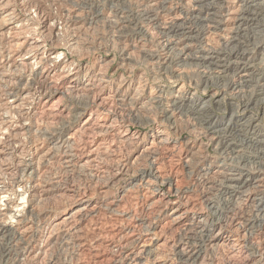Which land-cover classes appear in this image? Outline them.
Returning a JSON list of instances; mask_svg holds the SVG:
<instances>
[{
  "label": "bare ground",
  "instance_id": "1",
  "mask_svg": "<svg viewBox=\"0 0 264 264\" xmlns=\"http://www.w3.org/2000/svg\"><path fill=\"white\" fill-rule=\"evenodd\" d=\"M15 1L22 6L23 17L16 14ZM67 1L0 0V205H3L0 207V249L3 263L41 264L40 260L49 254L61 232L65 236L60 238L61 246L75 247L79 254L87 252L94 259L88 258L92 264L109 260L112 264H216L211 260L197 261L202 257L197 253V244L209 251L225 247L230 256L240 254L246 262L257 256L258 259L247 264H264V248L257 254L253 246L241 243L255 239L259 233L255 231L264 228V127L260 118L231 113L223 121L224 117L218 118L210 110V97L215 95L197 97L180 84L163 96L161 88L147 87L140 72L134 87L126 79H120L112 89V77L104 70H92L88 64L81 66L78 61L81 59L68 58L57 42L68 30L71 35L65 42L73 44L70 40L74 39V32L84 25L79 15H70L69 11L61 18L42 17V27L54 41L45 34H36V26L31 31L24 22L33 23L39 12L49 13L50 6ZM127 2L109 0L110 12L106 15L111 28H115L114 36L141 34L150 43L155 41L159 49L158 52L142 49L145 40L131 47L125 43L120 51L123 56L120 61L125 65L133 60L130 55L138 48L139 52H146L151 65L157 63L163 74L176 79L184 69L194 68L207 75L203 82L211 80V74L218 81L227 80L226 84L242 98L244 107L264 99V0H175L176 4L172 0H143L135 8L125 6ZM103 15L97 10L91 20H99ZM87 94L93 95L92 100ZM66 96L85 97L84 107L73 113L66 111L61 107ZM153 108L159 109L156 119L148 114ZM85 112L89 113L84 117ZM123 116L142 126L149 122L155 126L148 132L132 130L125 125ZM179 116L188 119L196 132L210 138L219 157L207 164L192 163L203 153L201 144L186 141L181 147L167 131L177 132ZM54 122L60 124L58 129L49 127ZM147 133L152 137L145 142ZM43 137L52 140L41 142ZM25 139L29 140L30 150L28 158L20 160L12 152L21 149ZM120 147L126 148V163L120 165L121 158L111 157L116 163L113 173H109L105 155H118ZM167 153L178 157L168 170L162 164ZM101 158L106 164H102ZM142 158L148 165H137L136 173L131 172L132 182H127L117 194L110 193L108 185L118 184L120 176L117 175H121L124 166H133ZM10 164L16 166L14 171ZM55 165L70 173L72 179L81 176L86 184L83 188L75 186L77 183L73 182L80 179L75 178L65 188L56 178ZM181 171L195 175L198 185L206 188L204 198L212 213L210 218L198 207L190 186H180ZM100 179L104 181L101 183ZM130 187L140 190L142 202L155 212L154 218L152 213H146L144 224L132 223V216L118 209L123 203L122 192ZM25 194L32 196L31 208L12 214L18 205L16 199H25ZM33 205H40L38 213L44 224L36 233L32 217L37 213ZM251 210L256 213L240 222L238 212L247 214ZM108 212L112 214L107 216L110 220L103 221ZM97 213L100 218L94 219L98 227L89 228L81 222L87 217L94 221L92 215ZM8 219L15 224L10 225ZM36 220L39 221L37 217ZM175 232L181 234L177 241L173 240L178 238L173 236ZM261 241L264 243V239Z\"/></svg>",
  "mask_w": 264,
  "mask_h": 264
},
{
  "label": "rangeland",
  "instance_id": "2",
  "mask_svg": "<svg viewBox=\"0 0 264 264\" xmlns=\"http://www.w3.org/2000/svg\"><path fill=\"white\" fill-rule=\"evenodd\" d=\"M142 3H143V0H129V2H127L125 4V6H132L133 8H135L137 4H142ZM172 3L173 4H176L175 3V0H172ZM13 4L16 6V14L18 16L23 17V9H22V6L19 5L17 1H15V3H13ZM108 5H109V0H71L70 2L67 1V2H63V3H60V4H56V5L50 6L49 7L50 8L49 9V13H43L42 11L39 12L37 18L34 21H32L33 23H30V21H24V22L27 24V26H30L31 27V31H34L33 30L34 29V26H36L37 27V28L35 27V33L36 34H41L42 36L45 34L44 36L47 39L48 38H51V40L54 41V38L53 37H50V36H47L48 35L47 32H45V29H43V27H42L43 26V23L41 21L42 20V17H44V16H46V17L47 16H51L52 18H61L64 15L66 16L68 14V12L70 11V15H74V14L79 15L78 17H80V19H81L80 21L81 22L83 21L85 26L83 25V27L80 30H78L77 32L76 31L74 32V34H73L74 39L73 40H70V42L74 41L73 44H71L73 47L71 45L66 44V42H65L66 40L69 39L68 37H70V35H71L70 31L66 30L65 31L66 33L63 32V35H61L60 38L57 40V42L59 41L58 44H59L60 48L63 49L62 51L66 53V55H67L68 58H70V56H72L73 58L71 57L70 59H73V60L75 59L76 61L78 59H81V60H78L80 62L82 61L81 63L79 62V64L81 66L88 64L87 67L90 66L89 68L92 69V70L97 71L98 68L99 69L101 68L102 70H104L105 71L104 73L107 76L109 75L110 78L112 77L111 78V80H113V82H112V89L115 88V86L117 85L118 80H120V79H122V80L126 79L124 81H126L127 83L129 82V83L133 84V87H134L137 84L136 83L137 82L136 80H137V76L139 75V72H140V74H144L142 78L146 82L147 87L148 88H154V87L155 88H158V87L161 88L163 90V96L167 95V93L169 92L170 88H172L173 86L182 84L185 89H188L189 91L195 93V95L197 97H201V98L202 97L203 98L205 97V98H208L209 96H214L215 95L212 98L210 97V99H211L210 110L212 112H214L218 116V118H223L224 117L225 119H223V121H227V119H228V117L230 116L231 113H233L234 115L236 114L238 116H243V117H246V116H253L254 117L255 116V117L260 118L261 125H263V127H264V99L258 101L255 105L248 106V107H244L243 104H242V100H241L242 98L240 97V95L238 93H236V91L232 90L231 86H228L226 84L227 83V80H226V82H224V81H218V80H216L213 77L214 76L213 74H211V75L209 74L210 76H212V79L211 80L209 79L207 82H203L204 78L207 75L206 76L203 75L202 72L200 73L201 70L200 71L198 69L195 70L194 68H192V69L190 68L192 71H190L189 68L184 69V71H183L184 73H182L181 77L178 78V79H176V77H174L172 75H166L165 73L163 74V72L161 71V69H160V67H159V65L157 63H154V65H151L149 63L148 56L145 54L146 52L144 50L143 51L141 50V52H139V49L138 48L135 49L132 52V54L130 55V56H133V60L130 62L131 64L128 63V65H127V63H126V65H125L122 61H120L121 60V57H123V56H121V52L120 51L125 47V45H124L125 43H127L126 44V47L127 46L128 47H131L132 45L143 44L146 41V43L142 45L143 46L142 49H145V50L150 49V50H153L155 52H158V49L159 48L157 47L155 41H152L151 40V43H150V39L148 37L141 36V34L138 35V34H133V33L130 34V33H128L125 36L126 39H124L125 37H122V38H118L117 37L116 38V36H114L115 28H111L110 22H108L110 20H107V15L106 14L108 12H110L109 11V8H108ZM97 10H101L103 12V14H105V15H103V17L101 19H99V20H97V19L91 20L92 19L91 18L92 15ZM18 19H20V17ZM88 21H90V22H88ZM85 22H86V24H85ZM28 24H30V25H28ZM134 32H139V31L138 30H135ZM119 39H120V41H119ZM77 40H78L79 43L76 42ZM140 40L142 41V43H141ZM143 40H145V41L143 42ZM119 43H120L121 46L119 45ZM64 46L68 50L66 48H64ZM68 46H71V47H68ZM118 46H120V47H118ZM130 51H132V49ZM69 52H70V54H69ZM79 56H80V58H79ZM110 59H112V60H110ZM103 64H105V65H103ZM121 64H123V65L121 66ZM96 66H97V68H96ZM106 66L109 67L110 69L109 68L107 69ZM127 67H129V68H127ZM123 68H125V69L127 68V69L125 70ZM128 69L130 70V72H129ZM136 70H138V71H136ZM131 71H133V72L131 73ZM134 71H136V72H134ZM185 71H188V72H185ZM183 75H186V76H183ZM224 84H225V86H224ZM209 94H211V95H209ZM237 94H238V96H237ZM87 95H89V98L88 99L92 100L91 97H93V95H91V94H87ZM216 95H217V97H216ZM215 100L216 101L218 100V103L217 102L215 103L214 102ZM83 102L84 103L86 102L85 101V97H78V99H76L75 97L72 98V96L71 97L70 96H66V97L63 98V100L61 102V107L63 109H66V111L69 110V111H71V113H73L74 110L77 109L76 111H78V110H81V107H84V103ZM35 103H37V100H35L34 104ZM78 103L79 104L81 103V104L78 105ZM109 106H112V105L109 104ZM111 108H113V107H111ZM158 112H159V109L158 108L157 109L153 108L151 110V112H149L148 114L151 117L155 116L154 118L156 119L157 118L156 116H158ZM88 113L89 112H85L84 114H82V116L85 117V116L88 115ZM30 115H31V113H30ZM130 120L133 121L132 119H130L128 117H126L124 119L125 125L128 124L129 127L132 130H135L136 129V130H139V131H142V132H146V131L148 132L152 127L155 126V124H151L150 122H149V124H146V125L142 126L143 124L137 123L135 121L131 122ZM137 125H139V126H137ZM177 126L178 127L175 130L177 132H174V131H171V130H167V131L170 132V136L177 141V143L179 144V146L183 147L184 146L183 144L186 141H189V142H193L194 141V142H197V143H200L201 144V147H202V150H203L202 152L203 153H202L201 157L194 159L192 161V163H195V162H204V164H207L209 161H212L213 159L219 157V152L215 148V146L212 143V141L210 140V138L208 136H206L205 134H203L201 132H198V131L197 132L199 134H197V132L195 131L196 129L193 128L192 125H190V121H188V119L185 120V118L183 116H179V120L177 122ZM49 127L51 129H55V128L58 129V127H60V124L58 122H54V124H52V125L50 124ZM191 128H193V129H191ZM194 133H196V134H194ZM56 136L57 135L55 134L54 137H53V139ZM145 137L146 138L144 140H145V142H147V141H149L151 139L152 136L148 135V133H147L145 135ZM49 140H52V139H48V137H43V138L40 139L41 142H48ZM23 142H24V144L22 145L21 149L12 152V155H14L15 157H17L20 160L26 159L25 157L28 158V153H29L28 150H30V146L28 145L29 140L28 139H25V140L22 141V143ZM20 150L21 151L23 150L22 151L23 154L21 153ZM125 151H126V148L120 147L119 148V154L118 155L114 154V155L110 156V155L107 154V155H105V158L103 156V158L106 161L108 159V161H107L108 163L107 164H106V161L103 158H101L102 164L103 163L106 164L108 166V169H110V171H107V172L113 173V170L115 169V163H116L115 160H114L115 162L113 161V159L115 157H116L115 159L121 158L120 163H119L120 165H123L124 163H126V157H127V154L126 153H127V151L126 152ZM24 152H26V153H24ZM176 155L168 154V153L165 154V155H163V157H164L163 158V161H162L163 167L167 169V168H170L169 166L174 165V163L178 159V157ZM113 156H114V158L112 159L111 157H113ZM165 156H167V158ZM170 157L172 158V160H171ZM109 158H111V159H109ZM173 158H175L176 160H174ZM141 160L139 161V163L137 162V164H135L133 166L130 165L133 169L129 166V164H127L126 166H124L125 168L122 169L124 172L121 170L120 171L121 175L120 174L117 175L118 177L120 176L119 177L120 181L118 182V184L117 185H114L112 187H110V185H108V188H111L110 190L108 189L110 191V193L117 194L121 190L122 187H124V186L127 185V182H129L132 179L131 176L133 175V173L134 172L136 173V170L139 168V167H136L137 165H139L140 163L141 164L139 166H141V167H143L145 165H148V163H147V161H146L145 158H142ZM166 160H167V162H166ZM143 161H146V163L143 162ZM111 162H112V164H110ZM10 169L12 171H14L16 169V166L13 165V164H10ZM53 169H54V171L56 170L55 171L56 172V175L58 174L57 177H56L57 180L60 179L59 181L61 183L63 182L62 183V186H65V188H68L67 187L68 186V183H72V181H74L76 179H79L81 177V176L74 177V179H72L70 177V175H69L70 173H67V172L63 171L62 169H60V167L57 168V165H55V167ZM132 170H133V173H131ZM68 176L70 178H68ZM180 176L182 178V180H181V178L179 180V182L182 181V184H180V186L182 188L189 187L190 186L189 187L190 190L195 195V196H193V195L192 196L195 197L196 201H198L197 202L198 207H201V209L204 212L205 216H207L208 218H210L212 216V213L209 210V208H207L206 201H205V198H204V193L206 192V188H204L203 186L198 185V183L194 179L195 178V175L191 174L190 172L181 171ZM66 179H67V182H66ZM104 180H105V178H104ZM104 180L103 179H100V182L102 183ZM75 182L77 183L75 186L80 187V188H83L84 184H86L85 183L86 181L84 182L81 178L79 180L74 181L73 184H75ZM131 182H132V180H131ZM191 191H190V193H191ZM122 193H124V195H123V203H124V205L126 207H124L122 205L123 204L122 203L121 204L122 208L120 206L118 209H120V210L122 209L123 210V211L121 210L122 212H126L127 215L132 216V218H130L132 223H136V224H140V225L141 224H144L143 223L144 222V219L143 218H146L148 213H152L153 214V218L155 217V214H154L155 212L153 213V209L151 208V210H150V207H147V205H145L142 202V199H140L141 198V192H140V190L130 187L127 191L122 192ZM95 196H97V193L94 195V197ZM136 197H138V198H136ZM24 198L25 199H16V202H17L18 205L16 206V208L15 207L13 208L12 214L13 213L18 214V212L21 211L22 209H25V210L27 209L26 211H28L31 208V205H32V196H31V194H25L24 195ZM45 202L47 203V201H45ZM46 203H44V204H46ZM0 207H3V205H0ZM32 207L35 208V209L33 208L34 213L39 214L38 213L39 212V209L38 208H40V205H37V206H34L33 205ZM148 210H150V211H148ZM242 212H243V210H242ZM242 212L240 211L237 214V217L240 220V222H245V220L247 219V217H249V215H252V214L256 213L254 210L249 211L247 214L246 213L241 214ZM239 213H240V215H239ZM37 214H36L35 218H34V216L32 217L33 219H35L34 221H32L34 223V226H35V227L33 226V232H35V233L38 232V231H40V230H42L43 229V225H44L43 224V221L41 219L40 214L39 215H37ZM108 214H109V212L108 213H105L104 220L103 221L110 220V219H108L109 217H107V216H109L111 214V212H110L109 215ZM28 215L29 214L27 213L26 214V217L27 218H28ZM36 217L39 219V221L36 220ZM96 217L100 218V216L98 215V213H97V215L96 214H93L92 215V219L94 221L91 222L90 221L91 218L90 217H87V218L84 219V221L82 219L81 222H83V224L87 223L89 228H95V227H98L97 222L95 223V219H98ZM153 218H152V220H153ZM7 222H10V225L11 224L12 225L15 224L13 222V220H10L9 221V219H8ZM255 232H257V233L259 232L258 233L259 236L257 235V237L255 239L254 238L253 239H250L248 242L241 241V243H243L244 245H247V246H253L254 249L257 250V254H259L261 251H263L262 249L264 248V246H263L264 243H262V241H261V239H264V228L260 229L259 231L256 230ZM175 233L173 234V236L174 237H178V238H176V239L174 238L173 240L177 241V239H179L181 237V234L178 233V232H175ZM62 236H64V235L61 232L56 236L57 237L56 238L57 239V242L55 241V243L53 244L54 246H52L49 249V250H51V251H48L49 254H45L44 255L45 257L42 258L44 260H40V263L41 264H69V263L70 264H78V263L79 264H89V262H90V264H92L91 263V260H89L88 258H90V259L92 258V261H94V259H93V257H90L89 255L87 256V252L86 253L84 252V254L83 253H80L79 254L76 251L75 247H73L74 249H72L69 246H68V248H65V245H62L61 246V244H60L61 239L65 238V236L64 237H62ZM62 247H63V249H62ZM200 248H201V250H200ZM224 249H226V248L225 247H219V248L217 247V249L215 248V250L212 249L213 250V252H212L211 249L209 251V249L206 248L205 246L203 248V245H198L197 244L196 245V250L199 251L197 253H201V256H202L197 261H201L202 263H204L206 261L209 262L211 260L210 262H213V263H216V264H247V263H251L255 259H258V257L256 256V258H254V259L251 258L248 262H246L245 260H243L242 257H240L241 256L240 254H237L236 256H230L229 251L228 250H224ZM258 250H260V251H258ZM104 252L106 254H110V252L108 250H105ZM0 253H1L0 254V264H4L3 263L4 256H2L1 249H0ZM71 254H72V256H71ZM78 254H79V256H78ZM82 255H84V256H82ZM1 256H2V258H1ZM228 256H230V257H228ZM79 257L80 258H83V259L81 260ZM201 258H202V260H201ZM241 258H242L243 261L241 260ZM67 261H69V262H67ZM232 261H233V263H231ZM72 262H74V263H72ZM106 262L107 261H104L101 264H107V263L108 264H112V262L110 260L107 263ZM242 262H244V263H242ZM93 264H95V263L93 262ZM188 264H191V263L188 262Z\"/></svg>",
  "mask_w": 264,
  "mask_h": 264
}]
</instances>
